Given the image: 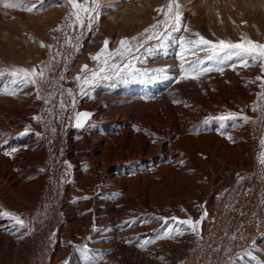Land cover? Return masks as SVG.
<instances>
[{"label":"bare ground","instance_id":"obj_1","mask_svg":"<svg viewBox=\"0 0 264 264\" xmlns=\"http://www.w3.org/2000/svg\"><path fill=\"white\" fill-rule=\"evenodd\" d=\"M177 2L187 27L209 40L237 42L244 36L264 43V0ZM99 3L94 31H84L78 51L65 44L64 33L76 29L66 27L71 9L64 0H44V10L33 13L0 5V70L6 73L0 77V210L19 215L27 225L20 229L0 220V264H58L66 248L77 257V247L84 245L102 264L159 263L179 253L189 254V264H204L211 254L189 248L209 241L211 230L212 240H231L229 247L218 249L217 264L231 262L252 244L264 253V184L255 175L264 151V99L258 96L259 82L250 83L261 75L259 65L238 64L199 80H176L181 61L177 46L171 45L133 61L153 70L149 78L102 83L82 96L75 78L84 65L97 67L90 55L105 39L115 50L121 39L144 33L163 19L156 9L168 0ZM57 50L61 55L53 61ZM43 65L52 71L45 72L51 83L39 89L41 99L32 86L5 94L14 87L9 70ZM69 88L75 93V111L90 113L81 128L68 120L73 109L59 106L61 92L65 103L73 99ZM228 113L246 115L249 121L215 119ZM208 117L213 119L205 124ZM238 181L244 205L234 195ZM233 201L237 209L242 205V216L223 223L226 214L238 211L231 209ZM205 212L198 234L185 229L183 235L144 245L163 231L162 222L152 217L200 220ZM222 223L227 232L221 236L216 231ZM233 226L242 231L231 238Z\"/></svg>","mask_w":264,"mask_h":264},{"label":"snow or ice","instance_id":"obj_2","mask_svg":"<svg viewBox=\"0 0 264 264\" xmlns=\"http://www.w3.org/2000/svg\"><path fill=\"white\" fill-rule=\"evenodd\" d=\"M64 2L71 9L69 15L65 18L68 22L66 27L76 29L71 35L68 32L64 33L65 44L78 51L81 47L79 41L84 35V31H94L93 25L98 19L101 5L99 0H83V3L80 0H64ZM43 3L44 0H33L32 3H28L27 0H0V5L4 9H22L29 13L44 10L42 7ZM55 6L63 5L57 4ZM180 9L181 5L177 0H168V3L164 7L156 9L157 13L163 19H156V22L150 28L145 29L144 33H141L139 36L132 37L131 40L128 38L121 39L118 48L115 50L110 49V41L105 39L103 41V47L94 55H90V59L97 63V67L89 69L86 64L81 69V75L75 78V82L80 90L79 94L82 96L87 95V88H95L102 83H108L110 86H114L115 81L127 83L130 80H139L142 77L150 76L153 70L138 68L133 61L140 62L141 57L152 55L156 50L161 48L166 49L170 45H176L178 48L176 58L181 61L180 75L175 78L176 80H199L202 75L207 73H223L226 65L233 70H235L237 64L242 67L259 65L261 75L250 81V83L259 82L260 92L258 96L260 99H264V43L253 41L244 36H241L237 42L225 39H220L215 42L209 40L199 32H193L187 27ZM185 34L189 35L186 36ZM150 41H156L155 45L150 44ZM146 44L148 45L147 47H145ZM41 46L43 47L44 45L42 44ZM48 47L51 48L52 46ZM200 53H205V55L200 56ZM60 55V51L57 50L56 54L51 57V60L55 61ZM64 55L65 59H67V54ZM188 55H194L197 59L186 62L185 58ZM230 61L233 63L229 64ZM144 62H146V59ZM67 70L68 67L65 63L63 71ZM46 71L51 72L52 69L48 65H43L39 68L32 67L31 69H25L18 67L9 70L7 75L13 78L11 84L14 87L11 92L5 94L15 95L22 87L32 86L37 89V99H41L39 89L45 84L50 85L51 83L50 79L45 76ZM155 71L165 72L166 70L159 69ZM5 74L4 70H0V77H3ZM59 78L61 80L66 79L63 74ZM48 95L51 96L52 93L48 92ZM67 95L73 99H71L70 103H65L63 100V92H61L59 106L65 111L71 107L73 112L68 115V120H74L75 127L81 128L90 117V113L75 111V93L71 88L67 90ZM45 102L47 103V101ZM255 110L256 108L253 107V111ZM238 118L242 119L243 122L249 121L248 116H241L239 113H228L215 117V119L221 122ZM34 119L39 120V118ZM212 119L213 117H208L204 123L207 124ZM28 131L29 129L25 128L23 134H27ZM36 135L39 136L40 134L37 133ZM227 138L235 143L231 136ZM260 144L264 147V138L260 140ZM259 163L264 165V151L259 156ZM206 217L207 212L202 215L200 220H194L191 217L180 219L176 216L152 217L151 219L162 222L163 231L157 233L151 239L146 238L143 243L144 245H148L156 239H171L173 238V233L183 235L185 229L190 230L193 234H198V226L202 224L203 219ZM0 220H8L14 227L20 229L27 227L24 219L7 210H0ZM134 223V221L125 222L126 225ZM3 227L4 225L0 224V228ZM77 251L82 253L86 258L85 264H97V261L90 255L92 250L87 245L77 247Z\"/></svg>","mask_w":264,"mask_h":264},{"label":"rangeland","instance_id":"obj_3","mask_svg":"<svg viewBox=\"0 0 264 264\" xmlns=\"http://www.w3.org/2000/svg\"><path fill=\"white\" fill-rule=\"evenodd\" d=\"M169 47H171V45ZM169 47H167L166 49L165 48H161L158 51L169 50ZM231 63H233V62L230 61L229 64H231ZM228 68H231V67L226 65L225 69H228ZM142 78H144V77H142ZM147 78H149V77H147ZM139 80H141V79H139ZM133 81H138V80H130L128 82H133ZM117 82H119V81H117ZM122 83L123 82H119V84H122ZM259 156L257 157V162H259ZM255 175H256V178H258L257 180L260 181V184L261 183L264 184V182H263L264 181V165H261L259 163ZM243 189L244 188H243L242 181L236 182V185H235V191L236 192H235L234 195L237 198L241 199L240 201L244 205L245 195H244ZM230 206H231L232 210H238V211L235 212L236 214L234 216L231 213L230 214H226L224 219H223V221H222L223 223H225L224 221H226L228 219V217H230V218L235 217L236 218L238 216V217L241 218V216H242V212H243L242 205L239 204V208L237 209L236 208L237 204H235V201H233V202H231ZM261 211H263V208H261L259 210L260 213H261ZM223 223H222L223 228H222V226H220L217 229V231H216L217 232L216 234H218V235L220 234L221 236L225 235V233L227 232L226 224L224 225ZM240 231H242V228H240V227L238 228V226H236V227L233 226L230 229L231 238H234L233 236L237 237ZM261 231L263 232V228H261ZM212 234H214V233L211 230L209 232V235H210L209 241H208V239H207V241L206 240L203 241V239H202V240L199 241L200 243H198L196 241L195 242L197 244L196 247H195V245L193 246V243L190 244L189 250L193 249L195 251V249L197 248L198 250H201V251H208V253L211 254L212 257L211 258H207V259H210V260H205L204 264H217L218 259H217V256H215V255L217 254L218 249L221 248V245L224 248H227L230 245L229 243H230L231 240H229L228 243H227L226 240H225L226 243L225 242L223 243L221 241L219 242V240H220L219 238H216L217 240L216 239L212 240V236H211ZM210 238H211V240H210ZM206 245H207V247H206ZM255 245L256 244H252L251 246H248L247 248L238 251L237 252L238 254H236V256L232 259V261L228 262V263L229 264H264V253H263V251H261L260 247L255 246ZM70 250H71V247L65 249L64 256H62V258L59 260L58 264H85L86 258L84 256H82L83 255L82 253L78 252L80 255H78L77 257H74L73 255L70 254ZM94 259L97 261V264H102L101 260H99L97 258H94ZM165 260H167V261L166 262L165 261H161L159 263L154 261V262H151V264H189L190 256L187 253H179L177 256H169ZM228 263L226 262V264H228ZM4 264H10V262L8 260H6V262H4Z\"/></svg>","mask_w":264,"mask_h":264}]
</instances>
